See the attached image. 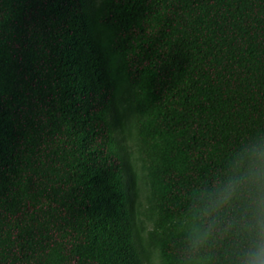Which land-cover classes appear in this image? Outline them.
I'll return each instance as SVG.
<instances>
[{
    "label": "trees",
    "instance_id": "trees-1",
    "mask_svg": "<svg viewBox=\"0 0 264 264\" xmlns=\"http://www.w3.org/2000/svg\"><path fill=\"white\" fill-rule=\"evenodd\" d=\"M258 130L264 0H0V264H169Z\"/></svg>",
    "mask_w": 264,
    "mask_h": 264
},
{
    "label": "clouds",
    "instance_id": "clouds-1",
    "mask_svg": "<svg viewBox=\"0 0 264 264\" xmlns=\"http://www.w3.org/2000/svg\"><path fill=\"white\" fill-rule=\"evenodd\" d=\"M169 264H264V130L239 140L185 196Z\"/></svg>",
    "mask_w": 264,
    "mask_h": 264
},
{
    "label": "rangeland",
    "instance_id": "rangeland-1",
    "mask_svg": "<svg viewBox=\"0 0 264 264\" xmlns=\"http://www.w3.org/2000/svg\"><path fill=\"white\" fill-rule=\"evenodd\" d=\"M154 264H158L157 261H156V259L154 260Z\"/></svg>",
    "mask_w": 264,
    "mask_h": 264
}]
</instances>
